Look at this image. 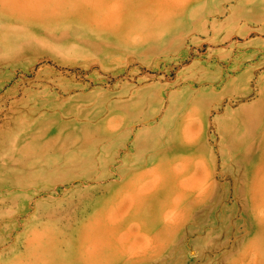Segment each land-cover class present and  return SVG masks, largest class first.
<instances>
[{
  "label": "rangeland",
  "instance_id": "obj_1",
  "mask_svg": "<svg viewBox=\"0 0 264 264\" xmlns=\"http://www.w3.org/2000/svg\"><path fill=\"white\" fill-rule=\"evenodd\" d=\"M0 264H264V0H0Z\"/></svg>",
  "mask_w": 264,
  "mask_h": 264
}]
</instances>
